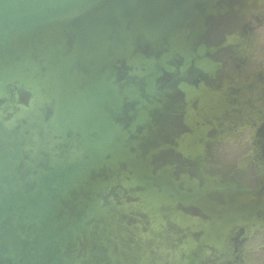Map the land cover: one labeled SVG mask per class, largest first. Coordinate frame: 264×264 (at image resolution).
<instances>
[{
  "label": "water",
  "instance_id": "water-1",
  "mask_svg": "<svg viewBox=\"0 0 264 264\" xmlns=\"http://www.w3.org/2000/svg\"><path fill=\"white\" fill-rule=\"evenodd\" d=\"M0 264H264V0H0Z\"/></svg>",
  "mask_w": 264,
  "mask_h": 264
}]
</instances>
